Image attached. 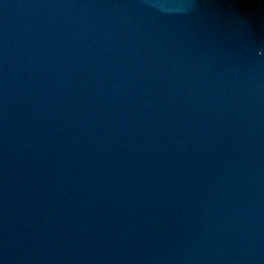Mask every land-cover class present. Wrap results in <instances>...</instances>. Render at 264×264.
<instances>
[{
  "label": "water",
  "instance_id": "water-1",
  "mask_svg": "<svg viewBox=\"0 0 264 264\" xmlns=\"http://www.w3.org/2000/svg\"><path fill=\"white\" fill-rule=\"evenodd\" d=\"M0 264H264V0H0Z\"/></svg>",
  "mask_w": 264,
  "mask_h": 264
}]
</instances>
